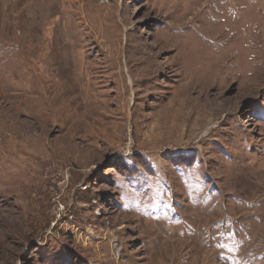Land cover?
Masks as SVG:
<instances>
[{
  "label": "rangeland",
  "instance_id": "374dc122",
  "mask_svg": "<svg viewBox=\"0 0 264 264\" xmlns=\"http://www.w3.org/2000/svg\"><path fill=\"white\" fill-rule=\"evenodd\" d=\"M0 264H264V0H0Z\"/></svg>",
  "mask_w": 264,
  "mask_h": 264
},
{
  "label": "bare ground",
  "instance_id": "6f19581e",
  "mask_svg": "<svg viewBox=\"0 0 264 264\" xmlns=\"http://www.w3.org/2000/svg\"><path fill=\"white\" fill-rule=\"evenodd\" d=\"M75 93V92H74Z\"/></svg>",
  "mask_w": 264,
  "mask_h": 264
}]
</instances>
